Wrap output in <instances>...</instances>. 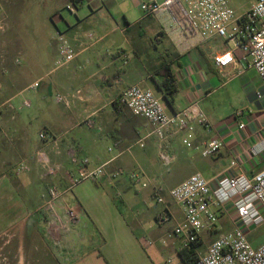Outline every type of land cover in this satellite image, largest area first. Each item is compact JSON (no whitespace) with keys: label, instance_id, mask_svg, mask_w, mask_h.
Here are the masks:
<instances>
[{"label":"crops","instance_id":"obj_1","mask_svg":"<svg viewBox=\"0 0 264 264\" xmlns=\"http://www.w3.org/2000/svg\"><path fill=\"white\" fill-rule=\"evenodd\" d=\"M51 1L47 16L37 26L44 36L42 45L34 52L31 49L30 56L26 46L21 47L16 58L19 64L7 71L8 79L1 89L6 96L0 107L8 106L11 113L6 111L10 118L2 121L7 132L0 131V144L7 149L0 171V264H163L167 258L182 264L178 253L185 246L184 240L170 236L182 213L171 200L159 205L160 210L150 220L145 213L131 217L122 214L109 197L94 196L81 202L66 193L64 199L55 202L59 222L66 227L55 239L50 214L44 207L47 189L54 186L66 191L74 187L71 182L76 168L67 166L70 152L86 159L88 169L104 167L105 174L96 184L108 183L122 192L128 191L132 183L126 177L112 179L111 174L118 169L136 171L151 179L153 188L166 193L196 173L206 179L225 174L232 160L237 163L231 169L233 175L250 177L264 169V153L251 155V148L264 139V85L254 69L238 62L239 50L234 51L237 61L233 66L223 72L215 68L213 53L232 48L230 42L216 37H186L166 15L145 16L139 9L142 2L161 0ZM68 2L74 11L66 10L70 14L67 17L60 11H65ZM0 6L7 25L11 5L0 0ZM57 31L76 51L75 59L60 68L54 65ZM90 32L92 39L86 36ZM19 36V44L31 42ZM21 56L31 59L28 68L20 63ZM29 68L35 71L31 79L26 75ZM164 68L171 72L175 86L172 107L158 88ZM34 82L38 87L30 89ZM134 84L151 89L162 99L168 114L196 102L208 128L191 123L194 137L190 148L182 144V133L173 134L171 129L163 132L161 142L153 126L132 115L120 101L123 90ZM57 94L67 102L56 103ZM26 95L32 98L31 109L18 114L12 102ZM38 118L42 125L38 134L46 131L56 136L58 154L41 142L30 146L27 127ZM239 123L244 125L242 129H238ZM67 131L75 132V136L64 138ZM211 139L220 140L222 146L215 155L202 157L195 147ZM160 143L174 156L168 166L162 165L157 156ZM40 149L59 166L55 177L43 176L34 158ZM20 161H26L29 171L15 175L11 168ZM9 164L12 166L6 170ZM175 170L178 172L174 174ZM180 171L185 173L179 175ZM38 181L41 186L36 184ZM151 193L148 198L152 199ZM64 203L77 213L76 222L67 221ZM165 207L170 220L158 225L155 219ZM218 217L214 227L200 233V251L232 229L235 213L230 206ZM250 235L248 240L254 244Z\"/></svg>","mask_w":264,"mask_h":264},{"label":"built area","instance_id":"obj_2","mask_svg":"<svg viewBox=\"0 0 264 264\" xmlns=\"http://www.w3.org/2000/svg\"><path fill=\"white\" fill-rule=\"evenodd\" d=\"M231 0H161L159 2H142L139 9L145 16L158 17L166 15L167 20L184 36L199 37L201 39L219 38L230 42L232 48L213 53L211 60L215 68L223 72L236 63L235 50L240 51L238 62L245 68L254 69L264 85V0H254L241 14H236L229 6ZM65 10L72 13L74 8L66 5ZM6 27V21L0 6V32ZM89 39L93 34L87 33ZM56 43V68L64 67L76 57V51L68 40L60 33H55ZM19 64L16 59L14 61ZM125 62V60H124ZM38 82L30 85L36 89ZM80 96V92H75ZM54 101L58 104L66 103L63 95H56ZM121 103L132 115L145 119L154 128L158 139L164 140L163 132L171 129L173 134H181L185 147H192L194 137L192 122L208 128L205 115L200 111L197 103H191L183 110L168 114L162 99L156 97L151 89L138 84L130 85L123 90L120 96ZM30 101L23 99L21 108L29 109ZM238 124V129L243 128ZM38 139L43 145L52 147L56 154L59 153L58 138L46 131H40ZM222 143L218 139H211L196 146L202 157L215 155ZM139 147H143L140 143ZM264 153V139L251 148V155L257 156ZM157 156L164 166L170 165L174 156L167 153L160 143L157 146ZM34 158L38 162L44 177H55L59 173V166L50 162L44 149L36 150ZM69 162L76 168V177L71 185L82 181L99 180L104 174L103 166L95 169L87 168V160L80 158L73 152L68 154ZM235 160L230 162L228 171L220 176L206 179L196 173L190 175L177 186L169 189L166 196L181 209L182 219L171 230L170 236L181 237L184 247L197 244L199 235L204 230H209L218 222V215L225 214L230 206L235 213V221L230 231L220 234L205 249L195 250L196 259L191 264H264V241L254 245L248 240L252 230L264 224V169L248 177L242 173L232 174L231 169L236 168ZM29 171L26 161L16 163L11 172L18 175ZM141 174L132 171L126 173L121 169L111 174L112 179L126 177L131 183H140ZM146 184L141 183L144 187ZM70 189V188H69ZM58 190L54 186L47 189V200L44 207L50 214L54 238L58 239L61 229L65 225L59 222L55 210V202L64 199L69 191ZM161 190L153 188L152 199L156 204L165 205L164 195ZM63 211L67 221L76 222L78 215L67 203L63 204ZM169 213L166 207L158 214L155 222L164 225L169 222ZM148 245L150 241L146 242ZM163 264H178L173 259L167 258Z\"/></svg>","mask_w":264,"mask_h":264},{"label":"rangeland","instance_id":"obj_3","mask_svg":"<svg viewBox=\"0 0 264 264\" xmlns=\"http://www.w3.org/2000/svg\"><path fill=\"white\" fill-rule=\"evenodd\" d=\"M50 1L7 0L8 5H11V7L9 6L8 12L9 22L7 21L5 30L3 32H0V101H2L3 97L6 96V92H3L2 90L5 81H7L8 79L7 71L9 69L15 70L18 66V64H16L14 61L16 60L21 47L26 46V50L28 51L27 56H30V53H32L31 49H33L34 52L36 47H40L42 45L41 40L42 38H44V36H42L41 33L38 31L37 26L40 24L41 19H44L47 16L49 7L52 3V1ZM252 2H254V0H231L229 6L234 10L236 14L239 15L245 10H247ZM68 4L72 6L71 3L68 2ZM62 5H64V3H62ZM60 12L64 13L62 14L63 16H70V14L66 10H62ZM28 27H32V29H29ZM19 34H21V38L25 39L26 42H31L24 44V42L22 41L23 43L19 44ZM30 62V58L24 60L22 56L20 57V63L26 68L29 67ZM26 75L27 79H31L35 76V71L33 69H30L29 72L26 73ZM21 98L22 96L18 99V101L12 102V105L15 108V112L18 114L24 113L31 109V107L29 109L20 108V104L22 102ZM23 99L30 101V104L32 103V98L27 95L24 96ZM6 111H9V113H11V110L8 106L0 107V113L6 114V116L0 115L2 118L0 120V131L2 130L3 132H7V128L3 127L4 123L2 121L6 122V120L10 118L9 113H6ZM31 112L37 114V112L35 111ZM35 117L37 118L38 116ZM40 122V118L35 119L30 122L29 126L27 127V136L29 138V144L31 147L35 146L38 142H40L37 138L38 131L42 128ZM71 136H75V132L67 131L64 138H70ZM102 141H106V139H102ZM6 152L7 149L4 148L3 150V147L0 144V171L2 169V161ZM8 166L9 167H7L6 170H8L10 166H12V164H9ZM67 166L72 167L73 165L68 162ZM177 172L178 170L173 171L174 174ZM184 173L185 172L180 171L179 175H182ZM74 177H76V175ZM142 182L146 184L144 187L141 186ZM36 184H39V186H41L39 181ZM39 186V190L42 189ZM152 190L153 184L151 179H148L147 177L144 178L143 176H141L140 183H132L131 188L125 192L117 191L115 188H110L108 183L98 185L93 180H86L74 185V187L67 192V196H72L73 200L75 197H77L81 202L82 200H88L94 196L109 197L113 199V204L122 214H127L129 217H131L130 215L136 214L137 212L145 213L144 215L150 220H152L151 216L158 209L160 210L159 204H156L153 199L148 198V194L152 192ZM145 196L147 198L144 199ZM169 201L170 199L166 195H164V202L166 203ZM251 233L252 235H250V241L255 240L254 245L263 242L264 224L254 229Z\"/></svg>","mask_w":264,"mask_h":264},{"label":"trees","instance_id":"obj_4","mask_svg":"<svg viewBox=\"0 0 264 264\" xmlns=\"http://www.w3.org/2000/svg\"><path fill=\"white\" fill-rule=\"evenodd\" d=\"M173 79L171 72L168 68H164V79L158 84V88L162 94V98L168 104L169 107H172L173 98L176 93L175 86L173 85ZM161 195H166V192L161 190ZM198 248V244L191 245L190 247H184L179 253L178 257L182 264H191L196 259L195 250Z\"/></svg>","mask_w":264,"mask_h":264}]
</instances>
